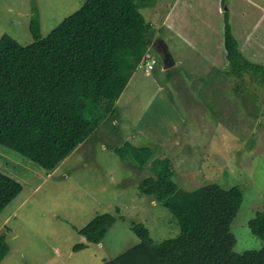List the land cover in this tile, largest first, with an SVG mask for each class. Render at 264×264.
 Wrapping results in <instances>:
<instances>
[{"label": "rangeland", "instance_id": "obj_1", "mask_svg": "<svg viewBox=\"0 0 264 264\" xmlns=\"http://www.w3.org/2000/svg\"><path fill=\"white\" fill-rule=\"evenodd\" d=\"M35 1L42 37L85 2ZM214 1L194 2L184 9L177 27L191 36L204 57H217L228 14L244 56L264 67V21L261 27L258 23L264 0H249L251 5L239 0L234 7V0ZM33 7L32 0H0V39L9 35L22 46L33 43ZM151 7L141 11L146 20ZM247 37L249 43L243 41ZM153 58L155 70L150 75L144 66L136 70L116 104V115L107 117L55 171L48 174L0 146V172L23 187L0 214V237L5 235L10 247L1 264H104L140 243L133 223L144 224L157 244L176 238L180 227L171 212L140 193L149 169L124 162L114 152L126 142L170 160L174 180L183 190L212 183L224 189L239 187L243 203L231 226L234 251L263 248L249 222L264 200V74L252 71L239 78L230 74L227 63L228 69L214 70L219 79L214 81L213 75L201 76L202 68L193 69L188 54L183 67L166 70L160 55ZM102 214L117 219L104 241L75 252V246L86 244L79 230Z\"/></svg>", "mask_w": 264, "mask_h": 264}, {"label": "trees", "instance_id": "obj_2", "mask_svg": "<svg viewBox=\"0 0 264 264\" xmlns=\"http://www.w3.org/2000/svg\"><path fill=\"white\" fill-rule=\"evenodd\" d=\"M153 2L85 0L42 37L39 10L32 0L33 43L22 46L9 35L0 39V146L49 174L107 117H114L118 100L153 44L151 25L141 13ZM224 46L230 74H264V67L240 51L228 14ZM114 152L124 162L149 169L140 193L169 210L180 233L157 244L144 224L133 223L140 243L104 264H264V246L242 254L234 251L231 226L243 203L239 187L224 189L212 183L186 191L175 182L170 160L156 158L150 148L126 142ZM22 190L19 182L0 172V214ZM116 222L112 214L96 216L79 230L86 244L75 246V252L101 244ZM249 227L264 243V200ZM9 252L3 235L0 264Z\"/></svg>", "mask_w": 264, "mask_h": 264}, {"label": "crops", "instance_id": "obj_3", "mask_svg": "<svg viewBox=\"0 0 264 264\" xmlns=\"http://www.w3.org/2000/svg\"><path fill=\"white\" fill-rule=\"evenodd\" d=\"M202 1L203 3H206L207 0H157L156 4L154 7H151V11H146V16L149 17L150 13V18L149 20H146L150 25H151V31L149 32L150 37L152 38V45L149 48V56L153 57L154 54L156 53V45L158 41H164L168 47L170 52L172 53L173 59H174V66L173 68H179L183 67V56L185 54H188V61L194 62L193 69L195 71L200 70L202 68V77L204 78L205 76L208 75V77L212 76V79L219 80L216 78V74L214 75V70L220 71L221 68L228 69L227 63V57H226V51H225V46H224V35H219L220 36V44H219V54L217 57L215 56H207L204 57V54L200 52V50L197 48L196 43L192 40L190 35H186L180 27H177V20L180 18L182 15V11L184 9H188L189 6L193 7L194 2H199ZM213 5L216 4L214 0H211ZM241 1H246V0H241ZM249 1V0H247ZM253 1V0H252ZM239 2V0H234L232 2V6L234 7L235 3ZM243 6L245 5L244 2ZM253 3V2H252ZM251 1H249V4H252ZM153 9V11H152ZM143 10V9H142ZM141 10V11H142ZM186 11V10H185ZM234 13V12H233ZM145 18V17H144ZM264 13L262 15V18L259 19L258 23H260V27L263 24L264 21ZM226 19V16L224 17ZM263 19V20H262ZM231 25V24H230ZM232 32L235 36V38L238 41L240 51L244 55V46L243 42L241 44V41L239 40L235 27L232 24L231 25ZM224 30H225V24H224ZM243 41L245 43H249L250 39L249 37L244 38ZM244 43V44H245ZM225 60V66L222 67V62ZM200 66L199 69L197 66ZM230 65V64H229ZM143 66L139 67L137 70H141ZM156 68V67H155ZM155 68L153 70H155ZM145 70V68H144ZM166 70V69H165ZM194 71V74L196 73ZM146 75H148L145 72ZM151 74V73H150ZM149 74V75H150ZM218 76H226V75H221L218 74ZM136 76V72L133 75V77ZM114 150V149H113ZM92 245V244H90Z\"/></svg>", "mask_w": 264, "mask_h": 264}, {"label": "water", "instance_id": "obj_4", "mask_svg": "<svg viewBox=\"0 0 264 264\" xmlns=\"http://www.w3.org/2000/svg\"><path fill=\"white\" fill-rule=\"evenodd\" d=\"M155 50L156 53L162 58L165 69H169L174 66L173 56L169 50V47L164 41H158Z\"/></svg>", "mask_w": 264, "mask_h": 264}, {"label": "built area", "instance_id": "obj_5", "mask_svg": "<svg viewBox=\"0 0 264 264\" xmlns=\"http://www.w3.org/2000/svg\"><path fill=\"white\" fill-rule=\"evenodd\" d=\"M156 64V60H154L153 57H150L149 54H147L144 59V63L141 66H144L145 72L149 75L155 68Z\"/></svg>", "mask_w": 264, "mask_h": 264}]
</instances>
